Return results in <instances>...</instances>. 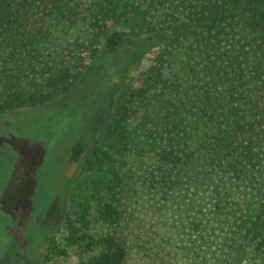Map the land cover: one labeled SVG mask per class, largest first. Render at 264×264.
Listing matches in <instances>:
<instances>
[{"label":"trees","instance_id":"1","mask_svg":"<svg viewBox=\"0 0 264 264\" xmlns=\"http://www.w3.org/2000/svg\"><path fill=\"white\" fill-rule=\"evenodd\" d=\"M130 45L137 63L156 49L152 64L73 147L64 246L52 231L43 262L75 249L70 264H126L132 218L157 206L195 236L196 264H264V0H0V116Z\"/></svg>","mask_w":264,"mask_h":264},{"label":"rangeland","instance_id":"2","mask_svg":"<svg viewBox=\"0 0 264 264\" xmlns=\"http://www.w3.org/2000/svg\"><path fill=\"white\" fill-rule=\"evenodd\" d=\"M131 48L115 58L102 50L61 98L0 116V264L77 260V251L70 249L69 258L43 262L52 231L64 246L70 189L83 167L71 163L73 147L83 143L90 149L100 127L110 119L126 78L152 64L156 49L137 63L128 53ZM53 202L61 208L48 217ZM132 219L136 221L128 229L126 264H196L191 246L195 236L180 215L156 206ZM244 257L238 255L233 264H246Z\"/></svg>","mask_w":264,"mask_h":264}]
</instances>
